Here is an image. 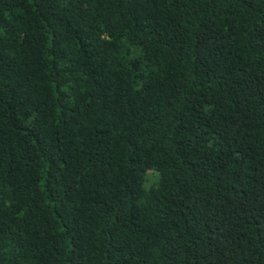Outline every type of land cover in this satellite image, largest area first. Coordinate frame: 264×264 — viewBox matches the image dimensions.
<instances>
[{
    "label": "trees",
    "instance_id": "trees-1",
    "mask_svg": "<svg viewBox=\"0 0 264 264\" xmlns=\"http://www.w3.org/2000/svg\"><path fill=\"white\" fill-rule=\"evenodd\" d=\"M0 264H264V0H0Z\"/></svg>",
    "mask_w": 264,
    "mask_h": 264
}]
</instances>
